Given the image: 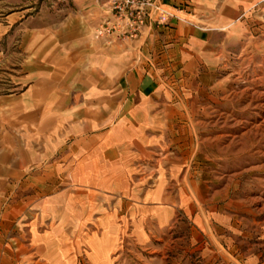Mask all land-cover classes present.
<instances>
[{"label": "crops", "instance_id": "0c3cea01", "mask_svg": "<svg viewBox=\"0 0 264 264\" xmlns=\"http://www.w3.org/2000/svg\"><path fill=\"white\" fill-rule=\"evenodd\" d=\"M107 2L0 20V264H111L121 237L168 229L187 178L167 135L193 82L264 30V0H160L165 25L109 46Z\"/></svg>", "mask_w": 264, "mask_h": 264}, {"label": "rangeland", "instance_id": "374dc122", "mask_svg": "<svg viewBox=\"0 0 264 264\" xmlns=\"http://www.w3.org/2000/svg\"><path fill=\"white\" fill-rule=\"evenodd\" d=\"M72 2L0 0V20L27 10L61 21ZM262 33L228 45L215 75L193 82L181 121L167 135L164 152L187 178L180 189L172 186V194L182 191L187 205L155 237H142L139 244L130 234L121 237L111 264H264ZM4 51L7 46L1 45ZM3 73L4 61L2 83ZM156 152L163 154L157 147ZM78 264L88 263L79 259Z\"/></svg>", "mask_w": 264, "mask_h": 264}, {"label": "built area", "instance_id": "2783aa9c", "mask_svg": "<svg viewBox=\"0 0 264 264\" xmlns=\"http://www.w3.org/2000/svg\"><path fill=\"white\" fill-rule=\"evenodd\" d=\"M168 20L160 0H108L106 16L93 35L111 46L119 41L137 39L150 24L165 25Z\"/></svg>", "mask_w": 264, "mask_h": 264}]
</instances>
